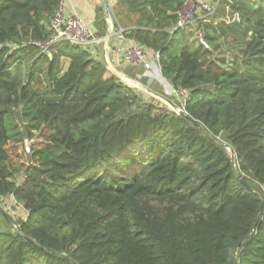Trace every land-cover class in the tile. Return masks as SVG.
<instances>
[{
  "label": "trees",
  "instance_id": "trees-1",
  "mask_svg": "<svg viewBox=\"0 0 264 264\" xmlns=\"http://www.w3.org/2000/svg\"><path fill=\"white\" fill-rule=\"evenodd\" d=\"M62 1L0 0V203L25 212L16 231L3 216L0 264H264V0H218L198 26L209 45L233 37L230 61L185 46L184 0H141L129 36L187 91L185 116L87 50L24 44L48 39ZM42 129L17 182L9 146Z\"/></svg>",
  "mask_w": 264,
  "mask_h": 264
},
{
  "label": "built area",
  "instance_id": "built-area-1",
  "mask_svg": "<svg viewBox=\"0 0 264 264\" xmlns=\"http://www.w3.org/2000/svg\"><path fill=\"white\" fill-rule=\"evenodd\" d=\"M217 2L218 0H184L183 5L177 12L175 29H185L193 26L198 15L205 18L213 15ZM115 36H117L118 40L123 39L120 32L115 33ZM198 40L201 45H206L205 34L202 31H199ZM103 41L101 38H94L87 24L81 22L77 17L65 15L61 4L50 22L48 39L45 41L24 42V44L37 47L41 53L50 55V49L61 42H68L73 46L88 50L91 45H101ZM115 51L117 52V50ZM122 59L125 66L142 67L143 71L136 75V81L146 79L148 84L151 81L157 82L167 99L179 100L183 104V108L180 111L184 113V102L187 98V91L174 88L163 77L160 54L158 52L149 54L143 47L131 46L123 51ZM7 199L9 200V205L13 206V194L8 195Z\"/></svg>",
  "mask_w": 264,
  "mask_h": 264
},
{
  "label": "crops",
  "instance_id": "crops-1",
  "mask_svg": "<svg viewBox=\"0 0 264 264\" xmlns=\"http://www.w3.org/2000/svg\"><path fill=\"white\" fill-rule=\"evenodd\" d=\"M104 2L107 3L111 12L115 26V33L120 32L123 39L118 40L115 35L111 37L109 42L111 47L109 63L106 62L104 57L103 43L101 45H96V47H98L97 49H94L95 45H91L87 51H89L96 60L104 63L108 75H115L117 77L118 74H123L125 78L135 80L136 75L142 73L143 69L141 66H125L122 59V53L126 48L131 46L141 47L129 36V33L133 30L142 28L141 25L144 22L142 1L63 0L62 6L65 15L77 17L81 22L87 24L94 38H101L104 40L109 33L106 23L107 16L104 12ZM204 21L205 17L198 15L193 26L197 25L198 27L200 23L202 22L203 24ZM190 27L181 31V34L185 35V46L187 48H190L191 46L199 47L196 46L188 36L187 32L193 30ZM115 50H117V52ZM145 50H147L149 54L154 52L152 49L148 48H145ZM68 63V59L62 58L63 69L68 67ZM172 104L173 106L175 105L173 102ZM15 209L16 214L18 215L19 212L21 219L24 218L25 212L21 211L20 208Z\"/></svg>",
  "mask_w": 264,
  "mask_h": 264
},
{
  "label": "rangeland",
  "instance_id": "rangeland-1",
  "mask_svg": "<svg viewBox=\"0 0 264 264\" xmlns=\"http://www.w3.org/2000/svg\"><path fill=\"white\" fill-rule=\"evenodd\" d=\"M190 28L193 30L191 31L187 30L188 31L187 33L191 41L194 42L196 46H199V47L203 46L205 48L208 46L209 48H211L213 50L212 59L219 60V59L225 58L227 61L233 60V58L235 57L234 55L242 48L241 46H239L238 43H235L233 41L232 36H229L227 38H222L219 36L218 39L214 40L212 44L209 45V43H206L205 46L201 45L198 40L199 31H198L197 25L191 26ZM215 47H218V48H215ZM97 48L98 47H96L95 45L94 49H97ZM135 81H136V78H135ZM137 82L142 83L145 87L151 90V92L157 95L164 96V92L161 86L157 82L151 81L148 84L146 79H141L140 81H137ZM140 91L143 92V90H140ZM155 94H150L144 91L143 93L140 94V96L144 103L150 102L151 104L158 105V107H162L165 104L167 107L172 108L177 113H179L180 110H182L183 104L179 100H175V99L169 100L168 99L170 102L172 101L175 104L174 106H172L173 105L172 102L169 103L167 101H164L162 98H160L159 96ZM47 134H48V130L46 129H42L40 131H33V137L25 138L23 144L9 146L8 152L11 157V160H10L11 166L17 170L15 174V180L17 182H21L23 177H25L26 167L32 164L29 158L32 151L34 149L43 148L47 145V140H46ZM218 139L224 145L227 152L230 154L231 159H232V156L234 158L233 151L227 143H224V140H223L224 138L219 137ZM232 160L234 161V159ZM262 191H263V196H264V188L262 189ZM4 215L9 216L11 220L13 221V223L11 224L12 227L10 226L11 227L10 229H12V231L18 230L19 229L18 222L20 221L21 216L19 215V212L17 215L15 207L10 206L9 203L6 201H3L0 203V229L1 228L4 229L6 227V224H4V222L2 221Z\"/></svg>",
  "mask_w": 264,
  "mask_h": 264
},
{
  "label": "water",
  "instance_id": "water-1",
  "mask_svg": "<svg viewBox=\"0 0 264 264\" xmlns=\"http://www.w3.org/2000/svg\"><path fill=\"white\" fill-rule=\"evenodd\" d=\"M104 12H105V14L107 16L106 23H107V27H108L109 33H108V36L104 39V42H103V47H104L103 48V52H104V57H105L106 62L109 63V61H110V59H109L110 56L109 55H110V49H111L109 42H110L111 37L115 35V26H114V23H113L111 12H110L106 2H104ZM117 77L122 82L126 83L129 86H132L134 88L143 90V91L148 92L150 94H155V93L151 92V90H149L147 87H145L142 84H140L139 82H137L135 80H131V79L125 78L123 74H118ZM155 95H157V94H155ZM157 96L162 98L164 101H167V102L171 103L165 96H162V95H157ZM179 114L181 116H185V114L182 111H180ZM232 159H234L233 156H232ZM241 181L244 182L243 179H241ZM263 208H264V197H263L262 204H261V209H263Z\"/></svg>",
  "mask_w": 264,
  "mask_h": 264
}]
</instances>
